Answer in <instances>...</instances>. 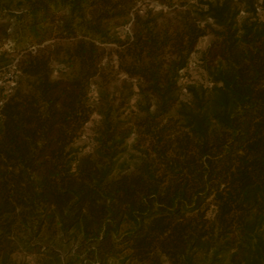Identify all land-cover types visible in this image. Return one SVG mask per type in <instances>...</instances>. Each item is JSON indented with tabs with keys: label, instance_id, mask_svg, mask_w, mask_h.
<instances>
[{
	"label": "trees",
	"instance_id": "trees-1",
	"mask_svg": "<svg viewBox=\"0 0 264 264\" xmlns=\"http://www.w3.org/2000/svg\"><path fill=\"white\" fill-rule=\"evenodd\" d=\"M20 256L264 264V0H0V264Z\"/></svg>",
	"mask_w": 264,
	"mask_h": 264
},
{
	"label": "rangeland",
	"instance_id": "rangeland-1",
	"mask_svg": "<svg viewBox=\"0 0 264 264\" xmlns=\"http://www.w3.org/2000/svg\"><path fill=\"white\" fill-rule=\"evenodd\" d=\"M8 46H9V47H11V45H10V44H9ZM62 253H63V254H65V252H64V251H62ZM19 259H21V260H25L23 256H20V258H19ZM25 261H28V263L36 264V260H35V258H34V257H29V258H27ZM63 264H65V263L63 262ZM111 264H118V262L116 261V262H114V263H111Z\"/></svg>",
	"mask_w": 264,
	"mask_h": 264
}]
</instances>
